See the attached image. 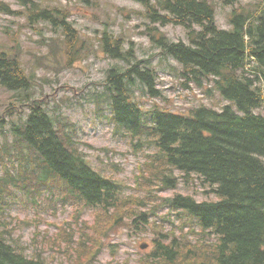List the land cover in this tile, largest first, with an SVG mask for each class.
<instances>
[{
    "label": "trees",
    "instance_id": "obj_1",
    "mask_svg": "<svg viewBox=\"0 0 264 264\" xmlns=\"http://www.w3.org/2000/svg\"><path fill=\"white\" fill-rule=\"evenodd\" d=\"M28 1V19L37 13L62 29L61 36L44 37L42 43L56 55L63 51L72 60L80 55L79 29L69 19V9L52 0ZM137 1L155 24L152 39L160 54L183 65L185 85L212 78L228 103L188 113L158 105L144 108L136 99L137 87L153 96L162 92L151 61L132 60L133 50L123 49L124 37L104 32L99 37L102 48L126 66L110 68L107 80L98 83L106 88L97 95L98 108L104 102L110 105L117 130L130 137L135 150H152L144 172L136 176L135 188L142 194L126 193L118 178L88 161L70 117L51 114L47 94L35 96V78L22 64L21 49L12 45L0 50V85L25 96L14 100L4 115L18 111L12 136L0 146V264H52L43 255L44 246L30 250L15 234L16 216L7 210L19 193L32 201L52 194L63 202L97 208L93 222L81 223L80 238L66 240L70 264H93L110 231L125 223L139 227L149 215L170 227L155 230L154 247L135 264H264V112H256L264 108V3H241L231 18L233 28L225 29L217 23L211 0ZM159 23L182 25L189 42L171 41ZM60 42L65 49L59 50ZM5 121L0 116L2 128ZM190 178L204 189L160 195L177 188L179 179L188 183ZM211 192L219 199H200L199 193Z\"/></svg>",
    "mask_w": 264,
    "mask_h": 264
},
{
    "label": "rangeland",
    "instance_id": "obj_2",
    "mask_svg": "<svg viewBox=\"0 0 264 264\" xmlns=\"http://www.w3.org/2000/svg\"><path fill=\"white\" fill-rule=\"evenodd\" d=\"M2 1L8 2L14 10L10 14L0 8V47L17 45L21 49L23 66L35 78V95L43 97V93L47 94L51 113L56 110L70 117L76 125V138L83 144L88 161L95 168H103L118 178L126 193L142 194L135 188L136 176L144 172L146 154L152 150H135L130 137L127 138L125 133L124 137L121 135L123 132L117 130L110 105L104 102L101 103L102 110L98 108L95 95L103 91L105 86L95 84L104 82L107 70L112 66L126 65L122 59H114L101 49L98 37L100 32L96 30L102 31V21L108 22V30L126 38L127 49L133 46L136 51L132 60L151 61L156 72V87L162 92L153 96L138 88L136 99L144 108L158 105L167 110L188 113L195 107L206 105L220 109L228 103L215 88L212 78L204 79L201 85L196 82L185 85L186 81L180 74L183 65L170 55L165 57L160 54L159 45L144 31L152 23L146 19L143 5L135 0H96L99 7H93L92 2L85 0L50 1H56L59 6L69 9L70 19L80 29V37L87 41L79 40L76 49L94 50L87 58L77 54L74 60L66 58L63 52L58 55L50 52V47L42 43L44 37H57L61 34L58 24L57 30H54L49 23L39 19L33 22L34 28H31L25 7L27 0H0V3ZM40 1L46 4L48 0ZM211 1L216 6L217 23L225 29L233 28L231 18L238 5L264 3V0ZM94 12L98 14V20H94ZM160 28L171 41L183 39L189 42L187 30L183 26L170 24ZM59 47L64 48L66 44L60 43ZM20 97V92L9 93L0 87V113L10 98L14 101ZM24 99L25 96L20 101ZM30 102L33 100L30 99ZM256 112H264V108L256 109ZM4 129L9 131V125ZM3 143L4 135L0 128V146ZM3 173L0 164V175ZM177 184V188H169L160 195L172 196L177 191H196L198 187L204 189L198 179L194 181L190 178L188 183L185 179H179ZM199 195H202L200 199H219L213 192ZM7 211L16 216L15 234L22 238V243L30 250L44 246L43 255L52 264H70L71 259L64 251L66 240L71 237L80 238L81 223L84 220L93 222L97 208L63 202L58 195L44 194L32 201L19 193V199ZM169 227L167 222L156 215H149L145 222L140 221L139 227L128 223L120 225L110 231L93 264H135L142 254H148L154 247L155 230L165 232ZM175 228L171 227L168 233ZM145 243L150 245L142 249L141 245Z\"/></svg>",
    "mask_w": 264,
    "mask_h": 264
},
{
    "label": "water",
    "instance_id": "obj_3",
    "mask_svg": "<svg viewBox=\"0 0 264 264\" xmlns=\"http://www.w3.org/2000/svg\"><path fill=\"white\" fill-rule=\"evenodd\" d=\"M147 247H148V244H147V243L141 245V248H143V249H145V248H147Z\"/></svg>",
    "mask_w": 264,
    "mask_h": 264
}]
</instances>
